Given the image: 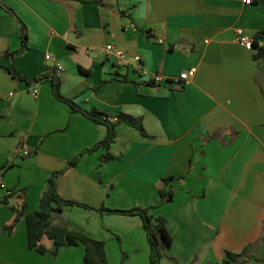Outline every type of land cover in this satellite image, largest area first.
Listing matches in <instances>:
<instances>
[{
  "label": "crops",
  "instance_id": "crops-1",
  "mask_svg": "<svg viewBox=\"0 0 264 264\" xmlns=\"http://www.w3.org/2000/svg\"><path fill=\"white\" fill-rule=\"evenodd\" d=\"M0 2L29 36L24 48L19 20L0 4V264H85L83 246L54 256L44 239L47 254L30 250L25 219L3 229L24 204L26 215L39 210L57 172L62 198L96 210L65 207L54 223L104 241L109 264L124 254L125 264H150V246L139 216L99 209L154 207L170 186L174 201L151 211L174 239L161 264H221L251 244L264 257V59L236 33L264 31V0ZM110 45L127 60L108 55ZM43 75H58L61 95L87 111L142 119L151 138L120 124L105 161V148L90 150L107 127L59 100L50 79L35 83Z\"/></svg>",
  "mask_w": 264,
  "mask_h": 264
},
{
  "label": "trees",
  "instance_id": "trees-1",
  "mask_svg": "<svg viewBox=\"0 0 264 264\" xmlns=\"http://www.w3.org/2000/svg\"><path fill=\"white\" fill-rule=\"evenodd\" d=\"M9 13L17 17L14 11L9 7L1 3ZM21 24V37L24 48H27L29 36L26 25L17 17ZM255 47L258 49L256 59H264V46H259V41H264V31L254 37ZM12 55V54H11ZM6 55L5 57L11 56ZM17 78L19 75L14 74ZM45 79H50L53 86V92L55 96L65 102L74 112H79L85 115L90 120L99 125L107 127L108 132L106 138L98 143L90 152L102 147L105 148L107 153L104 156L105 161H109L114 157L109 153L112 144L117 138V127L120 124H127L137 129L143 136L151 138L145 130L142 123V119L121 116L116 122H112L108 115L98 110L87 111L77 105L73 100L66 99L60 93V78L57 76L43 75L35 79V83H40ZM78 160L70 163V167L77 166ZM62 172H57L48 181L47 188L41 198L39 210L32 214H25L26 204L21 209H15V218L11 225L4 227L3 229L9 234H12L17 224L25 219L28 232V248L34 250L41 255H45L49 252L46 246L43 244V240L47 239L53 243V249L51 253L57 256L61 249L83 246L85 248V264H109L106 244L104 241L94 239L82 232L72 230L66 226L56 225L53 220V216L57 212H62L65 207L80 206L89 210H96L87 205H81L71 201H67L62 198L57 191V180ZM174 177H168L163 179L164 184H169ZM174 187L170 186L169 190L161 189L159 191L161 201L154 207L142 208L134 207L128 210H112L105 207L99 209L100 213L108 214H121L126 216H139L143 221V227L147 234L149 246H150V264H161L164 257V253L167 249L173 246L174 239L168 230V221L165 217H155L151 211L158 208L161 205L169 204L174 201ZM8 199L1 201L2 204H8ZM254 244L248 245L240 253L227 252L226 257L221 264H246L249 260H257L264 262V257H259L252 254ZM126 255H123L122 263L126 260Z\"/></svg>",
  "mask_w": 264,
  "mask_h": 264
},
{
  "label": "built area",
  "instance_id": "built-area-1",
  "mask_svg": "<svg viewBox=\"0 0 264 264\" xmlns=\"http://www.w3.org/2000/svg\"><path fill=\"white\" fill-rule=\"evenodd\" d=\"M243 2L245 4H251L253 2V0H243ZM236 33H237V37H238V40H239L240 44L247 51H250V52L254 51V49H255V39H254V37L246 34L243 29H238L236 31ZM106 53L108 55L114 56L115 58H117L120 61H126L127 60V55L124 52H122V51H117L112 45L106 47ZM46 59L47 60H52V57L50 55H47ZM133 62H136V63L139 64L141 62V57H139V56L134 57L133 58ZM61 71H63V67H62L61 64L57 63L56 64V72L60 73ZM195 73H196V70L195 69H191L188 72L182 74L180 76V78L175 81V83L177 85L181 84V82L187 83L195 75ZM155 82L156 83H161L162 82L161 76H156L155 77ZM31 95H32V97L34 99H38L39 98V89H38L37 85H34L32 87ZM25 155H29V152H25Z\"/></svg>",
  "mask_w": 264,
  "mask_h": 264
},
{
  "label": "rangeland",
  "instance_id": "rangeland-1",
  "mask_svg": "<svg viewBox=\"0 0 264 264\" xmlns=\"http://www.w3.org/2000/svg\"><path fill=\"white\" fill-rule=\"evenodd\" d=\"M174 190H176V189H175V187H174ZM185 190H186V188H185V189H183V191H185ZM121 264H125V262H123V263H121Z\"/></svg>",
  "mask_w": 264,
  "mask_h": 264
}]
</instances>
